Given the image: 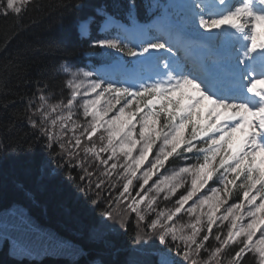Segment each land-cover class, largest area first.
<instances>
[{
  "label": "snow or ice",
  "instance_id": "obj_1",
  "mask_svg": "<svg viewBox=\"0 0 264 264\" xmlns=\"http://www.w3.org/2000/svg\"><path fill=\"white\" fill-rule=\"evenodd\" d=\"M28 2L0 0V14ZM160 7L152 25L90 42L110 71L72 73L54 102L37 82L25 116L43 166L101 209V236L158 241L156 264H264V0ZM14 227L31 254L35 226L18 213Z\"/></svg>",
  "mask_w": 264,
  "mask_h": 264
},
{
  "label": "trees",
  "instance_id": "obj_2",
  "mask_svg": "<svg viewBox=\"0 0 264 264\" xmlns=\"http://www.w3.org/2000/svg\"><path fill=\"white\" fill-rule=\"evenodd\" d=\"M69 2L29 0L20 14H0V211L21 204L43 224L80 244L83 251L76 258L17 256L5 242L0 247V264H91L95 259L128 264L134 251L131 232L93 237L101 209L89 205L62 170L53 171L54 161L49 168L43 166L49 156L37 146L25 116L29 110L25 100L41 80L51 85V93L61 90L63 62L82 65L93 57L78 27L91 18L95 34L103 17L97 9L134 22L150 18L167 1L134 0L133 5L129 0H79L84 8L77 15L65 9ZM103 61L109 58L96 62ZM247 264H254L251 256Z\"/></svg>",
  "mask_w": 264,
  "mask_h": 264
},
{
  "label": "rangeland",
  "instance_id": "obj_3",
  "mask_svg": "<svg viewBox=\"0 0 264 264\" xmlns=\"http://www.w3.org/2000/svg\"><path fill=\"white\" fill-rule=\"evenodd\" d=\"M106 22L102 23L100 29L103 35H107L105 33L107 27L105 26ZM80 31L83 34L85 32L83 30ZM87 34L88 32L84 35ZM123 35V33H120V37H122ZM100 50L103 55H105L104 51L98 48V51ZM82 71H97L101 73L105 72L102 71L100 67H95L92 62L87 63L86 65H74L68 62H63L61 67L59 68V73L62 75V79L64 81L66 79L72 78V73L76 72L81 73L79 79H84L82 76ZM84 83L86 85L87 80H84ZM60 91L61 90H55V92L51 93L52 99L50 100V102H54L55 98L58 97ZM18 213L25 214V216L30 219L36 229V232L31 236V239L37 242V246L35 250L31 252V254H28V256L41 257L45 254H64L72 258H76L83 251L80 244L76 243L69 237L59 233L56 229L43 224L39 219L29 213L27 207L21 204H15L10 208L0 211V247L5 242H8L9 250L12 254L23 256L21 254H18V248L20 245L17 241L20 233L18 229L14 227ZM99 236H101V229L97 228L93 233V237ZM149 245H151L152 247H148ZM161 248L162 246L158 241L145 240L143 241L142 246H134V251L132 253V256L130 257V262L128 264H135V262H139V264H148L149 261L151 262V264H156L159 257L154 253L158 252ZM149 253L153 254L149 255ZM91 264L105 263H103L100 259H95Z\"/></svg>",
  "mask_w": 264,
  "mask_h": 264
},
{
  "label": "bare ground",
  "instance_id": "obj_4",
  "mask_svg": "<svg viewBox=\"0 0 264 264\" xmlns=\"http://www.w3.org/2000/svg\"><path fill=\"white\" fill-rule=\"evenodd\" d=\"M83 25H85L83 28L80 26V30L86 31L87 27H86V23H82ZM81 24V25H82ZM111 70V68L109 67V71Z\"/></svg>",
  "mask_w": 264,
  "mask_h": 264
}]
</instances>
